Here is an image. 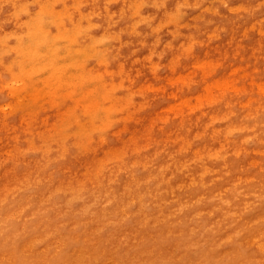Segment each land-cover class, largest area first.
<instances>
[{"label":"rangeland","instance_id":"obj_1","mask_svg":"<svg viewBox=\"0 0 264 264\" xmlns=\"http://www.w3.org/2000/svg\"><path fill=\"white\" fill-rule=\"evenodd\" d=\"M264 264V0H0V264Z\"/></svg>","mask_w":264,"mask_h":264},{"label":"bare ground","instance_id":"obj_2","mask_svg":"<svg viewBox=\"0 0 264 264\" xmlns=\"http://www.w3.org/2000/svg\"><path fill=\"white\" fill-rule=\"evenodd\" d=\"M214 262H208L207 264H213Z\"/></svg>","mask_w":264,"mask_h":264}]
</instances>
